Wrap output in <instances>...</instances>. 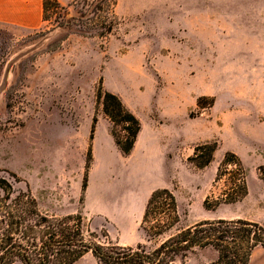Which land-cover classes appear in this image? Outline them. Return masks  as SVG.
Listing matches in <instances>:
<instances>
[{
    "label": "rangeland",
    "instance_id": "1",
    "mask_svg": "<svg viewBox=\"0 0 264 264\" xmlns=\"http://www.w3.org/2000/svg\"><path fill=\"white\" fill-rule=\"evenodd\" d=\"M99 1L49 8L35 30L0 27V177L13 189L28 184L48 213L80 211L91 231L104 229L123 246L154 247L139 224L156 188L176 197L173 230L218 218L264 225L256 172L264 163V24L253 23L264 0H116L107 38L94 29ZM99 79L144 125L128 156L110 141L111 125L95 106ZM94 114L87 183L106 216L86 214L81 191ZM210 141L217 142L212 162L189 163L193 147ZM225 151L246 167L247 195L206 209L204 199L219 191L213 179ZM106 202L122 205V214ZM216 255L197 249L184 264ZM80 264L97 262L88 253Z\"/></svg>",
    "mask_w": 264,
    "mask_h": 264
},
{
    "label": "trees",
    "instance_id": "2",
    "mask_svg": "<svg viewBox=\"0 0 264 264\" xmlns=\"http://www.w3.org/2000/svg\"><path fill=\"white\" fill-rule=\"evenodd\" d=\"M115 2L100 0L96 6L99 14L94 29L99 36L107 38L117 24L112 9ZM64 7L56 0H43V19L49 8ZM94 97L96 108L100 107L111 125L109 133L114 144L121 155L128 156L141 130L140 119L116 93L103 87L101 79ZM96 122L94 114L81 191L87 186ZM216 148V141L198 143L187 160L197 168L206 167L212 162ZM256 172L264 182V163L256 167ZM246 176L240 157L233 151H225L213 179L218 194L212 201L206 197L204 208L241 201L247 195ZM177 208L172 190L165 187L152 190L139 226L147 240L155 242L154 247L147 249L142 243L123 246L104 229L100 234L91 231L80 211L66 215L48 213L40 208L28 184L25 189H13L0 177V264H73L88 252L97 264H172L176 259L184 264L189 253L208 247L217 253L208 264H249L253 249L264 247V225L243 218L204 219L173 230L179 221Z\"/></svg>",
    "mask_w": 264,
    "mask_h": 264
},
{
    "label": "crops",
    "instance_id": "3",
    "mask_svg": "<svg viewBox=\"0 0 264 264\" xmlns=\"http://www.w3.org/2000/svg\"><path fill=\"white\" fill-rule=\"evenodd\" d=\"M63 6H68L75 0H56ZM259 13H264V11L258 10ZM43 23V0H0V27H6L7 29L20 32V31H28L35 30L39 28ZM257 25L264 24V15L259 14L257 20L253 22ZM144 125L141 123V130L137 135V139L135 141V147L144 135ZM110 141L113 142V138L110 135ZM98 140L97 134L93 139V143ZM97 199V198H96ZM93 196V192L90 188V180H88L87 187L84 191V210L85 213L90 214H103L107 215L106 212H100L97 210V200ZM114 206L110 202L105 203L106 210H110V208ZM116 210L119 208V213L122 214V205L118 207V205L114 206ZM89 253V252H88ZM86 253V254H88ZM85 254V255H86ZM83 255L82 257H84ZM81 257V258H82ZM77 260L73 264H80V260ZM249 264H264V247L257 246L253 249Z\"/></svg>",
    "mask_w": 264,
    "mask_h": 264
}]
</instances>
